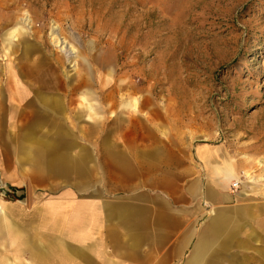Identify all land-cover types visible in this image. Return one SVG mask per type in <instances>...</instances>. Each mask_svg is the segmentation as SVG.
<instances>
[{"label": "rangeland", "instance_id": "rangeland-1", "mask_svg": "<svg viewBox=\"0 0 264 264\" xmlns=\"http://www.w3.org/2000/svg\"><path fill=\"white\" fill-rule=\"evenodd\" d=\"M13 28L19 33L9 44ZM34 58L37 77L17 70L20 59ZM13 70L19 97L5 84ZM4 85L11 100L2 98ZM142 96L164 102L172 131L190 149L212 146L214 168L232 165L238 187L232 182L231 190L241 196L235 206L244 209L234 253L264 261V229L248 215L264 204V0H0V225L5 212L23 241L51 251V219L63 198L83 197L88 180L102 190V167L69 182L67 145L80 129L116 116L100 97L123 101L117 112L128 119ZM46 98L55 113H29ZM2 228L0 254L30 264L29 250Z\"/></svg>", "mask_w": 264, "mask_h": 264}, {"label": "crops", "instance_id": "crops-1", "mask_svg": "<svg viewBox=\"0 0 264 264\" xmlns=\"http://www.w3.org/2000/svg\"><path fill=\"white\" fill-rule=\"evenodd\" d=\"M36 61L20 59L17 70L28 69L37 77ZM10 82L21 96L22 84L14 70L5 84ZM2 87V98L11 100L10 86ZM83 98L90 104L88 110L95 111L88 97ZM118 100L100 97V104L115 105L116 116L100 120L97 128L80 129L75 143L65 149V166L75 177L69 182L78 184L76 177L84 174L82 169L102 167V190L95 191L96 182L88 180L90 190L78 192L83 197L74 201L63 198L61 213L51 219V251L41 252L38 240L32 245L23 241L4 212L2 229L10 236L14 233L18 249L29 250L33 258L29 263L51 259V264H252V259L234 253V240L241 231L235 219L244 209L235 206L241 196L231 190L237 177L232 165L214 168L215 155L208 144L190 149L181 132L172 131L160 98L138 97L137 111L128 119L117 112L116 105L123 102ZM48 102L47 98L35 102L29 113H55ZM180 104L178 100L182 109ZM4 109L1 99L0 115ZM21 110V106L16 109ZM81 134L89 138H79ZM52 162L55 168L56 159ZM248 212L259 230L264 229V204ZM56 257H60L59 263ZM0 264L22 262L11 261L2 253Z\"/></svg>", "mask_w": 264, "mask_h": 264}, {"label": "bare ground", "instance_id": "bare-ground-1", "mask_svg": "<svg viewBox=\"0 0 264 264\" xmlns=\"http://www.w3.org/2000/svg\"><path fill=\"white\" fill-rule=\"evenodd\" d=\"M19 29V28H18ZM17 28H13V29H11V30H9V32L6 34V36H7V39H8V43L10 44L11 43V37H13V35L15 34V36L19 33V30H18ZM259 163L261 164V166H264V162L263 161H259ZM259 179H260V177H259ZM0 212H3V211H1L0 210ZM2 230V229H1ZM2 231H0V233H1ZM2 235V234H1Z\"/></svg>", "mask_w": 264, "mask_h": 264}, {"label": "built area", "instance_id": "built-area-1", "mask_svg": "<svg viewBox=\"0 0 264 264\" xmlns=\"http://www.w3.org/2000/svg\"><path fill=\"white\" fill-rule=\"evenodd\" d=\"M237 187H238V182H233V183H232V188H233V189H236Z\"/></svg>", "mask_w": 264, "mask_h": 264}]
</instances>
